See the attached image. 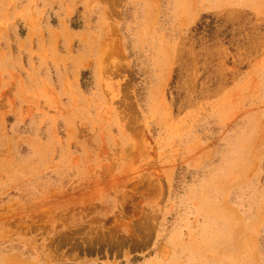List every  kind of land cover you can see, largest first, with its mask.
<instances>
[{
  "label": "rangeland",
  "instance_id": "374dc122",
  "mask_svg": "<svg viewBox=\"0 0 264 264\" xmlns=\"http://www.w3.org/2000/svg\"><path fill=\"white\" fill-rule=\"evenodd\" d=\"M0 264H264V0H0Z\"/></svg>",
  "mask_w": 264,
  "mask_h": 264
}]
</instances>
